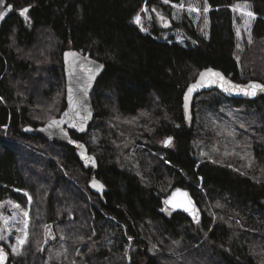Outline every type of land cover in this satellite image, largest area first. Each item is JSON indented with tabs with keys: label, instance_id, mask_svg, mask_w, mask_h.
Returning a JSON list of instances; mask_svg holds the SVG:
<instances>
[{
	"label": "trees",
	"instance_id": "16d2710c",
	"mask_svg": "<svg viewBox=\"0 0 264 264\" xmlns=\"http://www.w3.org/2000/svg\"><path fill=\"white\" fill-rule=\"evenodd\" d=\"M202 1L212 9L210 35L185 28L197 42L187 47L135 22L145 7L164 0H8L16 11L30 8L31 22L15 13L0 29V203L12 200L30 211L27 244L7 264H264L258 254H264V138H254L257 165L247 175L199 162V130L184 108L188 86L210 67L237 83L264 84V0ZM245 2L257 19L253 42L238 59L231 7ZM69 49L106 67L92 94L89 134L99 136L98 145L89 134L72 133L98 160L97 177L108 188L104 201L91 192L93 171L73 150L24 131L67 108ZM203 95L211 97V108L221 101L244 104L264 118V97ZM165 137L174 138V150L156 147ZM130 142L157 161L147 183L121 169L119 145ZM178 188L200 206H222L217 219L203 211L199 231L185 214L166 209Z\"/></svg>",
	"mask_w": 264,
	"mask_h": 264
},
{
	"label": "rangeland",
	"instance_id": "374dc122",
	"mask_svg": "<svg viewBox=\"0 0 264 264\" xmlns=\"http://www.w3.org/2000/svg\"><path fill=\"white\" fill-rule=\"evenodd\" d=\"M180 5L182 7H179ZM205 8L208 11H204ZM241 8L245 12H252L253 16L242 15ZM190 9H198V11ZM234 9L237 10L234 11ZM211 10V7L202 0H190L180 4H154L150 7H145L141 11L138 15L140 23L136 24L145 33L153 34L157 32L159 34L158 38L162 41H174L183 46L193 47L197 45V42L188 35L185 28L193 29L208 38L211 28L209 16ZM231 10L236 17L237 58L240 59V55L247 43H249V39L251 43L253 42V27L257 16L253 12L252 5L246 2L236 4L231 7ZM26 16L27 19L25 20L31 22L30 16L28 14ZM166 24H168V28L165 27ZM238 32L239 35H237ZM209 100H211V97L199 96L195 100L188 118L189 125L195 124L199 130L200 139L195 143L196 158L199 162L209 161L222 167L230 166L235 171L247 175L246 171L251 168L254 169V166L257 165V158L253 150L256 142L254 138H264V118L262 113L252 110L244 104L236 106L228 101H221L218 107L211 108L207 104ZM89 137L90 142L94 146L98 145L99 136L96 133H90ZM168 138L170 137L157 139L156 147L159 150L166 149L164 144ZM119 148L121 152L119 158L121 169L133 173L147 183L148 175L150 176L154 170L156 159H152L150 156L144 157L142 155V149L144 150V148L135 146L132 142L119 145ZM168 148L174 150L176 142L173 141ZM160 154H162L160 151L155 152V155L162 157L163 154ZM143 163L144 165H142ZM199 188H201V185H199ZM201 208L202 211H205L208 215H213L217 219L218 212L221 211L222 206L208 201ZM25 212L28 213L27 217L24 215ZM29 216V208L26 209L19 203L12 200L0 203V236L4 237L0 239V249L7 255L6 264L12 257L19 256L23 247L27 244L26 241L22 247L17 245V237L23 238L24 233L27 232L28 240L30 230ZM25 222H27V228H25ZM194 225L197 230H202L201 224ZM13 248H16L19 254L14 252ZM130 251V247H128L126 251L128 260H130ZM262 253L263 251L260 250L258 254L264 263V254L262 255Z\"/></svg>",
	"mask_w": 264,
	"mask_h": 264
},
{
	"label": "water",
	"instance_id": "95a60500",
	"mask_svg": "<svg viewBox=\"0 0 264 264\" xmlns=\"http://www.w3.org/2000/svg\"><path fill=\"white\" fill-rule=\"evenodd\" d=\"M8 0H2L0 2V13H4L3 19H0V29L3 25L11 18L15 13L21 15V11H16L14 6L11 5L9 10ZM29 13L30 8H27ZM168 28V24L165 25ZM105 65L85 55L83 52L69 49L64 53V70L66 77V94H67V108L61 114L60 117L55 118L41 126H27L24 131L27 135L34 138H41L50 143L61 145L65 148L73 150L79 158L82 166L86 170H92V177L90 182V190L96 196H99L103 201L105 200V194L108 192L107 186L97 177V171L99 169V163L95 155L91 154L87 144L81 140H77L72 136V133L87 136L90 132V128L95 121V110L92 103V94L105 72ZM212 69L214 72L221 73L226 81H230L231 84L239 86L238 88L232 89L231 91H225L224 87H221L219 78L211 76L210 74L205 77L202 82L203 86L195 89L189 99L185 101L184 97V108L186 117L189 118L191 110L195 104V100L206 93L218 92L229 100H238L244 102H254L264 97V91L256 89L255 95H246L241 92L240 88L249 89L252 84L264 85L259 81H250L248 83H237L230 77H228L221 70L215 68ZM207 69L200 72L203 73ZM200 74L197 79L192 82L185 93L188 95V89L191 85L200 83ZM212 81H216L213 83ZM229 86V85H225ZM187 103V107L185 104ZM67 113V115H65ZM60 121L61 123L53 124L52 121ZM81 127L83 130L81 131ZM171 138L170 144H164L167 149L174 138ZM168 140V139H167ZM82 146V147H81ZM91 158V159H87ZM102 186V187H101ZM180 193H186L187 195H181L177 193V189L174 190L167 198L166 209H170L172 212H181L185 214L194 224H200L203 219V211L197 200L192 196L191 192L187 189L178 188ZM175 194V196H174ZM182 205V206H181ZM55 227V224L52 226ZM50 242L47 240L44 243L43 250H46ZM5 258L0 261V264H6L7 255L3 253Z\"/></svg>",
	"mask_w": 264,
	"mask_h": 264
},
{
	"label": "snow or ice",
	"instance_id": "6c2138e0",
	"mask_svg": "<svg viewBox=\"0 0 264 264\" xmlns=\"http://www.w3.org/2000/svg\"><path fill=\"white\" fill-rule=\"evenodd\" d=\"M0 2H2V0H0ZM164 2L165 3H168L169 0H164ZM179 7H182V5H180ZM245 7H246V5H245ZM9 10H11V5H9ZM190 10H197L198 11V9H190ZM235 10H237V9H234V11ZM27 11H28V9L27 8H24L21 11V13H20L22 16L25 17V19H27V16H26ZM204 11H208V9L205 8ZM240 11H241V14L242 15H246L248 17H252L253 16V13L252 12H250V11L245 12L243 8H241ZM4 15H5L4 13H0V19H3V16ZM136 23H138V24L140 23V17L139 16L136 17ZM237 35H239V32L237 33ZM249 43H251V40L250 39H249ZM209 74L211 76H214V77H218L219 78L220 85H221V87H224V90L225 91H231L232 89H235V88H238L239 87L237 85L231 84L230 81H226L221 73L214 72L212 69H207L205 72H203V73L200 74V81L201 82L200 83L193 84V85H191L189 87V89H188V95L185 96V101H187L189 99L191 93L195 89H197L198 87H202L203 86L202 82L205 80V77L208 76ZM212 82L215 83L216 81H212ZM225 85H229V86H225ZM256 89H259L261 91H264V85L252 84V85L249 86V89L240 88L239 90L241 92H244V94H246V95H255L256 94ZM185 107H187V103L185 104ZM65 115H67V113H65ZM52 123L58 125L61 122L60 121L53 120ZM80 130L82 131L83 128L81 127ZM170 143H171V138H168V140L165 141V144H170ZM87 159H91V158H87ZM177 193L178 194H181V195H185V196L187 195L186 193H180V190L179 189H177ZM174 196H175V194H174ZM166 203H171V201H166ZM17 207H19V206L17 205ZM24 215L27 217L28 216V213L25 212ZM5 223H7V221H5ZM25 228H27V222H25ZM3 238L4 237L0 236V239H3ZM26 241H27V232L24 233V237L23 238L17 237V245H19L20 247H22L26 243ZM13 251L16 252L17 254H19V252L17 251L16 248H13ZM4 258H5V256L3 254V251H2V249H0V261H3Z\"/></svg>",
	"mask_w": 264,
	"mask_h": 264
}]
</instances>
